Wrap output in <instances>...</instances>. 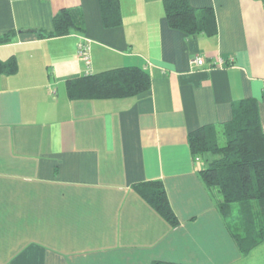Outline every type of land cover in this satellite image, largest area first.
I'll return each instance as SVG.
<instances>
[{"label":"crops","instance_id":"obj_1","mask_svg":"<svg viewBox=\"0 0 264 264\" xmlns=\"http://www.w3.org/2000/svg\"><path fill=\"white\" fill-rule=\"evenodd\" d=\"M105 26L99 0H0V264H264V241L243 254L200 171L189 134L227 123L255 99L264 129V0H189L214 11L217 34L170 28L164 0H120ZM65 8L85 33L40 39ZM91 40L92 68L76 59ZM205 58L206 65L193 63ZM222 59V65L214 61ZM137 66L152 78L135 99H69V80ZM161 181L179 225L137 185Z\"/></svg>","mask_w":264,"mask_h":264},{"label":"trees","instance_id":"obj_2","mask_svg":"<svg viewBox=\"0 0 264 264\" xmlns=\"http://www.w3.org/2000/svg\"><path fill=\"white\" fill-rule=\"evenodd\" d=\"M106 27L123 24L120 0H99ZM170 28L195 37L217 34L215 13L210 8H195L189 0H164ZM84 14L77 8L60 10L53 19V30L32 31L40 39L85 33ZM12 34L0 36V43L12 40ZM18 71L13 57L0 62V76ZM152 86L149 72L137 66L114 68L89 74L66 84L70 100L135 99ZM189 145L195 158L209 156L200 171L204 184L217 196L218 208L235 242L243 254L264 241V129L259 103L242 99L233 105L232 120L201 127L189 134ZM142 198L171 226L179 220L171 206L165 185L150 181L136 186ZM152 264H176L155 261Z\"/></svg>","mask_w":264,"mask_h":264},{"label":"built area","instance_id":"obj_3","mask_svg":"<svg viewBox=\"0 0 264 264\" xmlns=\"http://www.w3.org/2000/svg\"><path fill=\"white\" fill-rule=\"evenodd\" d=\"M76 59L82 61L88 68V72L92 68V56H91V40L87 38H82L77 44ZM193 63L198 67H203L206 65L205 58L196 57L193 59ZM224 63L222 59H217L214 61V66H220Z\"/></svg>","mask_w":264,"mask_h":264}]
</instances>
